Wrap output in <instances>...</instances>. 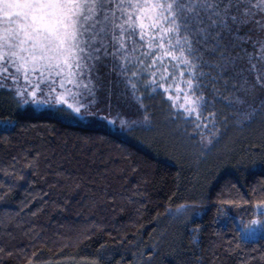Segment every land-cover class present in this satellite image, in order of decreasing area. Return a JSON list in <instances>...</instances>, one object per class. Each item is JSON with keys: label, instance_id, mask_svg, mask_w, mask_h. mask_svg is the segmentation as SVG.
I'll return each mask as SVG.
<instances>
[{"label": "trees", "instance_id": "1", "mask_svg": "<svg viewBox=\"0 0 264 264\" xmlns=\"http://www.w3.org/2000/svg\"><path fill=\"white\" fill-rule=\"evenodd\" d=\"M140 92L146 102L135 112L167 113L162 95ZM262 98L258 92L249 100L259 108ZM216 108L224 109V124L239 140L234 153L212 160L189 139L190 124L177 133L188 137L195 155L140 144L104 126L17 114L14 131L0 129V248L12 253L0 254V264L91 263L98 256L103 264H149L139 254L154 250L151 264H264V232L254 241L240 239L241 229L261 218L246 201L254 204L253 190L264 183V113L243 126L232 108L219 102ZM9 110L0 114L14 113ZM201 197L188 221L169 215ZM222 199L237 202L227 214Z\"/></svg>", "mask_w": 264, "mask_h": 264}, {"label": "snow or ice", "instance_id": "2", "mask_svg": "<svg viewBox=\"0 0 264 264\" xmlns=\"http://www.w3.org/2000/svg\"><path fill=\"white\" fill-rule=\"evenodd\" d=\"M104 75L115 77L109 81V108L115 85H123L120 97L143 87L164 97L166 120H183L194 129L189 139L214 147L221 117L228 119L217 102L232 108L243 126L264 113V98L259 108L249 100L264 93V0H0V87L10 90L16 106L52 104L70 118L96 116L92 97ZM136 99L142 101L143 93ZM110 115L102 119L115 124ZM153 116L144 107L139 120L121 118L120 127H150ZM17 123L0 117L3 133ZM253 195L255 203H246L264 217V183ZM202 202L203 197L179 204L169 215L186 222ZM236 203L220 200L225 214ZM251 225L264 228V219ZM251 225L241 229V241L257 239ZM0 254L12 253L0 248ZM157 254L139 255L151 264ZM91 264H103L102 257Z\"/></svg>", "mask_w": 264, "mask_h": 264}, {"label": "rangeland", "instance_id": "3", "mask_svg": "<svg viewBox=\"0 0 264 264\" xmlns=\"http://www.w3.org/2000/svg\"><path fill=\"white\" fill-rule=\"evenodd\" d=\"M9 71L14 72L15 69H9ZM104 72H107V69H103ZM6 75V74H5ZM114 76L104 75L102 78V82L99 85L98 90L95 92L94 97H92L95 108L94 110H98V115L93 117H85V118H70L65 113L58 111V105L52 104H28L22 106H16L11 100V92L8 88L0 87V108L4 109L8 107L14 113H2L0 117H12L14 120L17 114H34V115H50L54 117L62 118L71 123H77L82 125H93V126H104L108 130L113 131L122 137L136 141L140 144L150 145V146H169L170 148L179 150L184 154L189 152L190 154L195 155V150L192 148V145H189L186 139L187 136L182 138L177 132L179 129L184 127L186 124L183 120L177 121L173 123L171 120H166L167 113H153V120L152 125L149 127L148 125H137L131 132L128 131L127 126L120 127V119L121 118H129L134 120H139L141 117V113L135 112V109L141 108L137 106L140 103L142 106L145 104L146 99L138 100L136 99V95L140 93H136L134 95H124L120 97L118 94L120 93L123 85H115L114 90L117 95H113L111 97L113 103L111 108H109V81L114 80ZM4 83V80L0 78V85ZM11 83V82H9ZM144 95V94H143ZM145 97V95H144ZM117 100H119V104L117 105ZM71 102V101H70ZM126 103L129 104V109L126 112L121 113V111L115 113V109L123 108ZM66 107V105H65ZM137 107V108H136ZM111 112L109 119H115L116 123L112 124L109 123L107 120L102 119L104 115H107ZM225 114V113H224ZM188 128L192 129L191 125ZM220 133L219 142L215 144L214 147H210L207 153L209 155L208 160H212V158L216 159L218 156H226L232 154L236 151L238 138L236 132L231 134L228 130V126L224 124V121L221 123L220 126L217 127ZM217 129H213V134H216ZM208 133L206 134L207 140ZM192 144V143H191ZM199 151V150H198ZM200 153V151H199ZM204 152H201V154ZM199 210V209H198ZM199 211H196L194 214L191 215V218L197 215ZM260 219H264L261 217ZM189 220V219H188ZM187 220V221H188ZM178 222H181L177 219ZM183 223V222H182ZM255 231L257 236L264 232V228L260 225H251ZM38 264H91L85 263L81 261H74L70 259L61 260L60 262H49V263H38Z\"/></svg>", "mask_w": 264, "mask_h": 264}]
</instances>
